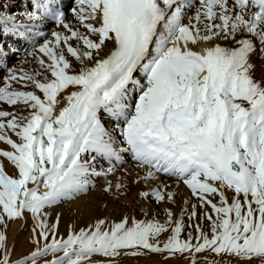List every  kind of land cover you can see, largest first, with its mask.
<instances>
[{
	"label": "snow or ice",
	"instance_id": "1",
	"mask_svg": "<svg viewBox=\"0 0 264 264\" xmlns=\"http://www.w3.org/2000/svg\"><path fill=\"white\" fill-rule=\"evenodd\" d=\"M37 7L66 33L53 32L38 49L49 76L13 70L0 86V102L22 104L28 112L0 110V141L13 149L0 156L18 169L13 178L0 163V223L5 215L31 212L45 241L40 247L38 238L35 251L17 264H39L49 255L44 264H93L94 255H139V249L264 258V80L255 78L251 62L254 53L264 54V0H79L73 11L86 32L66 23L63 12ZM219 39L235 46L195 50ZM108 42L113 47L101 56ZM14 81L42 95L13 89ZM102 110L123 122L127 147L115 146ZM121 152L148 169L145 179L163 173L186 184L211 235L197 224L198 236L181 240L183 218L173 221L169 211L167 223L175 227L162 247L158 240L168 229L155 220L130 224L125 218L107 227L100 220L58 239L59 221L49 225L45 209L86 190L88 177L98 174L97 157L119 161ZM143 195L165 199L160 189ZM167 196L174 201V193ZM0 249V264H11L2 233Z\"/></svg>",
	"mask_w": 264,
	"mask_h": 264
},
{
	"label": "bare ground",
	"instance_id": "2",
	"mask_svg": "<svg viewBox=\"0 0 264 264\" xmlns=\"http://www.w3.org/2000/svg\"><path fill=\"white\" fill-rule=\"evenodd\" d=\"M19 1L23 0H0V4L4 2V6L8 4L10 8L19 10ZM26 2H28V0H26ZM71 18L74 20L70 24L73 28L86 32V29L82 27L77 17L72 16ZM187 22L188 20L184 21V23ZM53 32L66 33V29L52 28L49 36L44 41H41L37 48H35V42L26 43L22 47L25 51L34 53L36 66H38L39 70H34L31 65L29 68H26L24 64H16L17 76H21L24 73L35 75L40 71L43 75L37 78L43 80L44 76L50 75L44 68L42 69L40 67L39 60L43 57V54L39 53L38 49L46 40L54 39L52 35ZM36 33L37 31H35V34ZM93 38L95 39V37ZM254 42L259 45L258 40ZM73 43L75 44V41H73ZM216 43L225 47L235 46L234 44H230L229 41L219 39L211 43H203L197 46L195 50L212 46ZM112 47L113 45L110 42L106 43V47L101 52V56L107 54ZM43 58L47 60L46 57ZM69 59L72 60L74 69L79 71L82 66L76 62L74 58L69 56ZM251 62L255 66V78L258 81L264 80V54L258 55V52L254 53L251 56ZM29 64H31V61H29ZM3 78L4 76L0 73V86H3ZM12 87L18 90L36 91L38 95H42V93L34 89L31 84L30 88H24L23 82L15 83L14 81L12 82ZM0 110L13 112L17 116H25L28 114L22 104L13 106L0 102ZM6 119H10V117ZM101 120L105 128L116 140L117 143L115 146L118 148L127 147V145L123 143V137L120 134L122 128L118 125L117 120L103 110L101 112ZM120 125L123 127L122 121H120ZM113 130L114 132H112ZM7 134L13 141L20 143V138L14 132L8 130ZM0 150L12 151L13 149L7 143L0 141ZM0 163L3 164L5 172L8 175L13 178L18 176V169L6 157L0 156ZM109 169L111 170L109 171ZM147 171L148 169L146 167L138 165L130 152H121V160L119 161L115 159L109 161L106 158L97 157L95 172L98 174L88 177L89 185L87 189L70 198L62 199L57 204L46 208V215L43 219H45L49 225L56 224L57 220L59 221L58 229L55 232L58 239H66L71 232H79L81 229L90 228L100 220L107 222L106 227L121 222L125 218L129 220L130 224L133 220H155L165 224L168 229L159 237L158 242L162 247L169 236L172 235V230L175 227V223H167L168 212L171 211L173 213V221H178L183 218L184 228L181 233V240H187L189 234H191L192 237H197V224L202 226L206 234L211 235L209 228L210 222L204 219V209L200 207V202L197 197L193 195L191 189L177 177L168 176L163 173H158L155 179H145ZM156 189H160V191L165 193V199L163 201L157 200L154 195H143L145 192L152 193ZM167 193L175 194L174 201L168 198ZM226 195L231 202L234 193L228 190L226 191ZM241 200H243V197H241ZM193 205L197 206L196 211L198 214L196 217L190 218ZM208 210L211 211V209ZM4 222L6 225L0 223V233L6 236V249L12 263L35 251L37 247L36 240L38 238L40 241L39 246L43 247L41 242L42 238L40 235H36L37 231L40 232L37 221L33 219V216H31L29 212L25 211L22 217L14 219H8L5 215ZM192 242L195 244L196 240L194 239ZM128 251L130 253L132 250ZM139 252L141 253L139 255H126L122 251L121 255L115 258L95 255L91 259L93 264H109L110 260L111 264H193V261H195V264H213L214 261L218 262V264H264V258L254 257L250 260H243L236 257L216 255L211 251L171 254L168 252H151L146 249H139ZM44 259L50 260L52 256L42 258L39 264H44Z\"/></svg>",
	"mask_w": 264,
	"mask_h": 264
},
{
	"label": "rangeland",
	"instance_id": "3",
	"mask_svg": "<svg viewBox=\"0 0 264 264\" xmlns=\"http://www.w3.org/2000/svg\"><path fill=\"white\" fill-rule=\"evenodd\" d=\"M70 6H71V5H70ZM23 63H24V65H25L26 67L29 66V64H28L27 62L24 61ZM24 88H25V87H24ZM28 88H30V83L28 84ZM16 177H18V176H16ZM29 214H30L31 216H33L31 212H29ZM33 219L35 220L34 217H33ZM2 224H3V225H6L5 222H3ZM37 234H38V236H39V235H40V232L37 231L36 235H37ZM41 242H42V245L45 244V241H44L43 239H42ZM47 242H48V243L51 242V235H50L49 240H48ZM39 245H40V243H39ZM6 248H7V247H6ZM3 252H4V250L0 249V259L3 258ZM28 256H30V254L27 255V256H24V258H25V257H28ZM49 256H51V255H49ZM94 256H95V255H94ZM96 256H100V255H96ZM24 258L22 257L21 259L16 260V261H14L13 263L11 262V264H17L18 261H21V260H23ZM41 259H42V258H41ZM97 264H100V263H97Z\"/></svg>",
	"mask_w": 264,
	"mask_h": 264
}]
</instances>
